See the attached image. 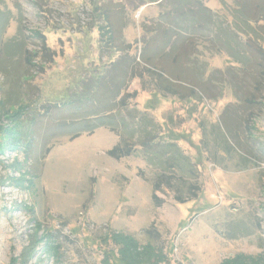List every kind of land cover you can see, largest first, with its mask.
Instances as JSON below:
<instances>
[{"label": "rangeland", "instance_id": "374dc122", "mask_svg": "<svg viewBox=\"0 0 264 264\" xmlns=\"http://www.w3.org/2000/svg\"><path fill=\"white\" fill-rule=\"evenodd\" d=\"M245 9L264 19L255 0H0V264H264V22L254 41L237 33ZM105 19L122 45L100 41ZM174 41L206 65L213 100L182 81L179 97L154 90L140 53L167 64ZM92 115L107 126L62 125ZM201 122L209 141L231 130L232 158L206 150ZM151 126L196 168V200L154 190L136 146L108 156Z\"/></svg>", "mask_w": 264, "mask_h": 264}, {"label": "trees", "instance_id": "16d2710c", "mask_svg": "<svg viewBox=\"0 0 264 264\" xmlns=\"http://www.w3.org/2000/svg\"><path fill=\"white\" fill-rule=\"evenodd\" d=\"M163 1V0H161ZM257 2V6L259 5L260 8L264 9V0H255ZM260 2H262V5H260ZM153 3V2H152ZM156 3H160L159 1H156ZM254 3V1H253ZM256 5V4H255ZM177 11V9L175 10ZM244 11V12H243ZM254 11V10H253ZM256 11V10H255ZM178 12H180L178 10ZM181 16H184V12H180ZM238 13L235 18L231 19L232 21V29L237 30L242 35H248L250 38L254 41V36H261V34L258 32L257 29L260 27H257V22H264V19L258 20L256 15H258V12H255V16L252 18L250 15V11L246 12L245 10L238 11ZM241 13V14H240ZM264 15V12L261 13L260 18ZM254 20L255 24L254 26L251 24L249 25L246 23V20ZM103 25L99 27V34L101 37V42L103 44H108L109 48L112 49L114 47L115 43L120 42H113V31L111 30L108 21L105 19L103 21ZM169 29H162V28H155L154 34H157V36L160 38L161 36L165 37V40L168 42V36H169ZM218 33V32H217ZM229 33V30H224L223 33H220L221 36ZM114 36H119L117 30L114 33ZM220 36V37H221ZM219 39V35L215 33V36L213 38ZM176 41V40H175ZM174 42L167 43L168 46V52L165 55L167 56V64H164L162 61V57L160 55H153L147 56L145 55V48L140 53V59H142L143 65H144V71L148 72L149 74H153L156 76L154 78V83L157 86L158 93H166L164 96H180L183 94L181 91L184 86L178 84L180 81L187 83L189 86L187 88V93H190L189 95L194 99V101H202L203 99L207 100H213L211 95L208 92L207 85L210 84V75L208 74V69L206 65H204V68H199V66L195 65L196 60H192L189 57V53L187 52L184 55V48L180 50V48L173 49ZM229 41V40H228ZM188 43V42H187ZM185 43L184 46L187 45ZM191 44V42H190ZM146 45H149L148 42ZM122 46L119 48L121 50ZM191 48V47H190ZM237 49L235 51H232L231 56H236ZM165 53V52H162ZM243 55V54H242ZM195 56V55H193ZM161 58V59H160ZM27 57H25L26 61ZM161 61H160V60ZM28 61V60H27ZM181 63H192V68L188 71L189 73H193L192 77H188L187 79L181 80L179 76L182 74L179 68L182 66ZM202 64L204 62H201ZM119 68V67H118ZM183 72H185L183 70ZM92 88H86L89 89L90 92L94 94L95 90L96 93H98L97 89H102L104 84L102 81H99V83H96L92 85ZM181 91V92H180ZM96 96V94H95ZM186 96V95H185ZM189 97V96H188ZM87 99V97H86ZM107 105L104 103L101 107L102 110H105ZM116 123L124 125V122H120L119 120L116 121ZM65 127L70 128L69 130H73L74 132L78 131L77 134L86 132V133H93L97 128L106 127L107 124L105 123L104 119L96 117L95 115H92L91 117H88L87 119H79L76 123L69 122H63ZM111 122L109 126H111ZM113 126V125H112ZM199 127L202 134L203 141H206V150H210L211 148L215 153H219V151L225 155L227 158H232L233 155H235V147L232 145L228 138V134L231 136V130L227 128V133L225 135L223 133L213 134L214 136L211 137V140L206 139V132H205V126L204 123H199ZM150 127L149 129H142L140 132L139 138L136 139L134 144L131 142V139L133 140V137H129L128 141H121L116 146H114L111 150L107 152L108 156L113 159H120L124 158L131 154L132 147L135 149L138 148V150H142L144 153V160L146 163L152 167H155L158 171L157 175L155 174L154 180H153V188L154 190H161L164 191V189H167L170 191V193L173 194V200H175L177 203L181 204L186 201H194L198 198V194L200 192V183L197 181V177L195 175L196 168H194V165L190 163V160L183 155L182 151L176 146L175 142H161L159 139V135L155 132L151 131ZM62 129V127H61ZM16 131V130H15ZM17 132V131H16ZM20 133V130H18ZM17 132V133H18ZM129 135H133V133H129ZM18 141L21 143H24V146L29 143V138L26 136V134L20 133L19 134ZM233 138V137H232ZM132 144V145H131ZM210 145L211 147H209ZM205 148V147H204ZM209 152V151H208ZM234 153V154H233ZM231 155V156H230ZM196 167V166H195ZM187 174L188 177H179L178 174ZM173 181H171V180ZM197 181V182H196ZM164 188V189H163Z\"/></svg>", "mask_w": 264, "mask_h": 264}]
</instances>
